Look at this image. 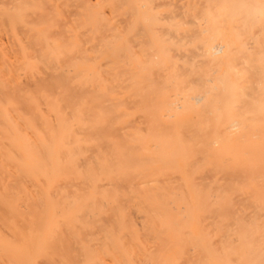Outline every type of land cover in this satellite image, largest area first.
Wrapping results in <instances>:
<instances>
[{
  "label": "bare ground",
  "instance_id": "obj_1",
  "mask_svg": "<svg viewBox=\"0 0 264 264\" xmlns=\"http://www.w3.org/2000/svg\"><path fill=\"white\" fill-rule=\"evenodd\" d=\"M20 1L0 264H264V0Z\"/></svg>",
  "mask_w": 264,
  "mask_h": 264
},
{
  "label": "rangeland",
  "instance_id": "obj_2",
  "mask_svg": "<svg viewBox=\"0 0 264 264\" xmlns=\"http://www.w3.org/2000/svg\"><path fill=\"white\" fill-rule=\"evenodd\" d=\"M17 6H18V8H17ZM31 6H33V2L32 1L28 0V1L25 2L23 0V1H20V2L17 3L16 9L22 10V13H20V14H25V17L28 18V13H29V10H30L29 7H31ZM25 10H26V13H24ZM10 11H12V10H10ZM13 13L15 14L14 10H13ZM16 15H18V12H16ZM30 17H32L31 14H30Z\"/></svg>",
  "mask_w": 264,
  "mask_h": 264
}]
</instances>
